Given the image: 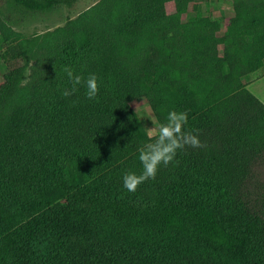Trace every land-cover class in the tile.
Instances as JSON below:
<instances>
[{"label":"trees","instance_id":"trees-1","mask_svg":"<svg viewBox=\"0 0 264 264\" xmlns=\"http://www.w3.org/2000/svg\"><path fill=\"white\" fill-rule=\"evenodd\" d=\"M62 0H27L49 9ZM104 0L91 24L48 42L43 85L10 104L22 44L0 56V264H264V102L244 77L264 66V0ZM65 66L98 77L70 97ZM160 123L186 112L185 147L136 192L148 137L132 100ZM178 161V163L176 162Z\"/></svg>","mask_w":264,"mask_h":264},{"label":"rangeland","instance_id":"rangeland-1","mask_svg":"<svg viewBox=\"0 0 264 264\" xmlns=\"http://www.w3.org/2000/svg\"><path fill=\"white\" fill-rule=\"evenodd\" d=\"M104 0H62L52 8H33L27 0H0V56L11 44L20 43L25 53L18 60L23 67L22 78L10 104L21 101L44 83L42 74L43 54L48 42L69 25L91 24ZM197 8L191 15L201 14L210 20H222L233 10L231 2L225 0H193ZM3 54V55H4ZM0 81L2 75L0 74ZM245 87L264 102V66L244 77ZM142 128L159 124L156 113L147 99L138 97L132 100ZM203 264H214L203 258ZM229 264H244L241 261Z\"/></svg>","mask_w":264,"mask_h":264},{"label":"clouds","instance_id":"clouds-1","mask_svg":"<svg viewBox=\"0 0 264 264\" xmlns=\"http://www.w3.org/2000/svg\"><path fill=\"white\" fill-rule=\"evenodd\" d=\"M64 72L67 74L71 82V88L62 92L64 97H70L78 91V86L86 89L88 99L97 97L100 89L98 77L90 74L87 79L81 75H76L74 70L65 66ZM166 123L155 124L148 127L146 135L148 142L139 148L138 159L142 165L140 174L128 172L123 175V186L129 192H136L139 186L146 181L154 180L161 166L167 167L176 160L178 151L185 147L193 148L202 147V143L197 134L186 131L185 126L188 122V114L186 112L171 111L168 113ZM178 163V161H176Z\"/></svg>","mask_w":264,"mask_h":264}]
</instances>
